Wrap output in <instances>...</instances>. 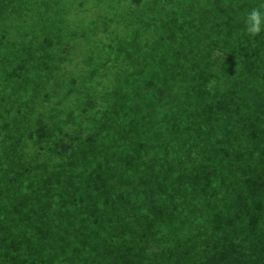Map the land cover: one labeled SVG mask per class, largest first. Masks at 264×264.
<instances>
[{
  "label": "trees",
  "instance_id": "obj_1",
  "mask_svg": "<svg viewBox=\"0 0 264 264\" xmlns=\"http://www.w3.org/2000/svg\"><path fill=\"white\" fill-rule=\"evenodd\" d=\"M87 2L0 0V264H264V0Z\"/></svg>",
  "mask_w": 264,
  "mask_h": 264
},
{
  "label": "clouds",
  "instance_id": "obj_2",
  "mask_svg": "<svg viewBox=\"0 0 264 264\" xmlns=\"http://www.w3.org/2000/svg\"><path fill=\"white\" fill-rule=\"evenodd\" d=\"M245 30L250 36H256L264 31V3L260 8H252L245 16Z\"/></svg>",
  "mask_w": 264,
  "mask_h": 264
},
{
  "label": "rangeland",
  "instance_id": "obj_3",
  "mask_svg": "<svg viewBox=\"0 0 264 264\" xmlns=\"http://www.w3.org/2000/svg\"><path fill=\"white\" fill-rule=\"evenodd\" d=\"M73 3H75V2H79V0H71ZM92 1L93 0H88V4L87 5H89V3H91L92 4ZM73 6V5H72ZM74 8H75V6H74ZM81 15V19H83L84 21H86V22H88V20L90 19V13H87V12H79V16ZM82 15H84V17H82Z\"/></svg>",
  "mask_w": 264,
  "mask_h": 264
}]
</instances>
